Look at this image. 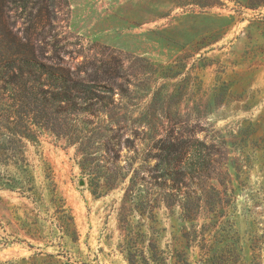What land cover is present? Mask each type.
I'll list each match as a JSON object with an SVG mask.
<instances>
[{"label":"rangeland","instance_id":"obj_1","mask_svg":"<svg viewBox=\"0 0 264 264\" xmlns=\"http://www.w3.org/2000/svg\"><path fill=\"white\" fill-rule=\"evenodd\" d=\"M248 2L30 0L28 11L12 12L22 35L47 5L56 18L44 29L46 53L55 46L81 78L112 90L88 145L42 129L26 142L38 182L52 170L88 263L130 264L129 235L138 248L155 243L162 264H208L215 251L218 264H264V0ZM180 141L189 161L212 169L178 192L162 157ZM24 203L0 190V217ZM182 203L194 219H184ZM4 235L0 264L38 251Z\"/></svg>","mask_w":264,"mask_h":264},{"label":"trees","instance_id":"obj_2","mask_svg":"<svg viewBox=\"0 0 264 264\" xmlns=\"http://www.w3.org/2000/svg\"><path fill=\"white\" fill-rule=\"evenodd\" d=\"M245 6L255 8L256 4L250 0ZM19 8L28 11L30 0H0V190L17 193L25 203L6 206L9 218L0 217V233L6 241L12 237L32 248L38 245L34 254L11 264H90L82 258L75 217L52 170L47 168L43 182H38L26 156V142H37L42 129L88 145L101 128L94 126L96 120L110 112L112 90L97 77L81 78L64 63L55 46L53 55L46 53L49 42L44 40V29L56 18L55 12L42 6L36 21L33 18L30 28L20 35L12 20V12ZM28 15L31 17L32 11ZM108 126L104 130L112 131ZM188 149L185 141L172 142L169 155L162 157L165 181H172L170 190L179 192L182 185L187 187L185 180L198 169L205 168L207 176L211 175L210 160L204 164L189 161ZM187 189L184 199L192 194ZM181 207L184 219H194L193 209L183 203ZM126 244L123 251L130 264H162L168 259L153 242L138 248L128 235ZM217 254L215 251L206 262L218 264Z\"/></svg>","mask_w":264,"mask_h":264}]
</instances>
